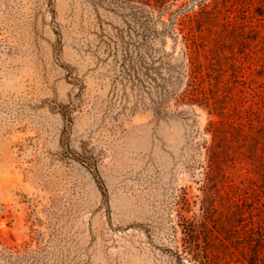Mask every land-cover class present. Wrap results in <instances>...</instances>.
Returning <instances> with one entry per match:
<instances>
[{"label":"rangeland","instance_id":"rangeland-1","mask_svg":"<svg viewBox=\"0 0 264 264\" xmlns=\"http://www.w3.org/2000/svg\"><path fill=\"white\" fill-rule=\"evenodd\" d=\"M185 221L264 264V0H0V264H199Z\"/></svg>","mask_w":264,"mask_h":264},{"label":"trees","instance_id":"trees-1","mask_svg":"<svg viewBox=\"0 0 264 264\" xmlns=\"http://www.w3.org/2000/svg\"><path fill=\"white\" fill-rule=\"evenodd\" d=\"M182 228L184 251L188 255H191V258L199 264H211L210 250L206 247L208 242H206L204 238L202 240V236L197 232L196 224L194 222L187 223L185 221L184 225L182 224Z\"/></svg>","mask_w":264,"mask_h":264}]
</instances>
